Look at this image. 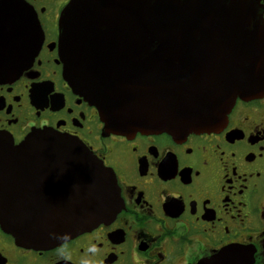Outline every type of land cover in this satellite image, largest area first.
<instances>
[{"label": "water", "instance_id": "water-1", "mask_svg": "<svg viewBox=\"0 0 264 264\" xmlns=\"http://www.w3.org/2000/svg\"><path fill=\"white\" fill-rule=\"evenodd\" d=\"M259 0H72L59 21L64 76L104 131L173 137L217 131L236 100L264 94ZM31 10L0 0V81L39 51ZM116 178L81 140L38 130L0 135V223L49 249L121 210Z\"/></svg>", "mask_w": 264, "mask_h": 264}, {"label": "flooded vegetation", "instance_id": "flooded-vegetation-1", "mask_svg": "<svg viewBox=\"0 0 264 264\" xmlns=\"http://www.w3.org/2000/svg\"><path fill=\"white\" fill-rule=\"evenodd\" d=\"M17 1L43 40L18 77L0 81V135L20 144L50 129L81 140L115 176L122 204L49 249L17 244L0 223V264H264V94L239 97L209 133L105 132L64 76L59 21L72 0Z\"/></svg>", "mask_w": 264, "mask_h": 264}]
</instances>
